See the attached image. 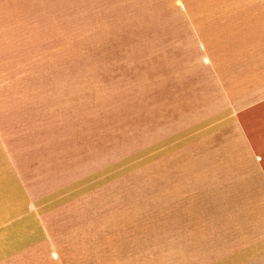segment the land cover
Returning <instances> with one entry per match:
<instances>
[{
    "label": "rangeland",
    "instance_id": "1",
    "mask_svg": "<svg viewBox=\"0 0 264 264\" xmlns=\"http://www.w3.org/2000/svg\"><path fill=\"white\" fill-rule=\"evenodd\" d=\"M5 11L0 246L13 264H264V0Z\"/></svg>",
    "mask_w": 264,
    "mask_h": 264
},
{
    "label": "crops",
    "instance_id": "2",
    "mask_svg": "<svg viewBox=\"0 0 264 264\" xmlns=\"http://www.w3.org/2000/svg\"><path fill=\"white\" fill-rule=\"evenodd\" d=\"M28 13H35L36 10L35 9H29L27 11ZM10 11H5L2 15L0 14V31L3 32L4 34H1V37L3 39H5L6 43H9V39H13L15 36H10V31H12L13 28H15L13 23H10ZM2 247V248H1ZM1 251H0V264H13L10 259H13V252H9L8 247L4 246V244L2 246H0ZM122 252H139V251H122ZM141 252V251H140ZM11 254V255H10ZM135 256H132V258ZM140 257V256H138ZM143 257V256H142ZM141 258V257H140ZM145 264L146 262H143L141 260L139 261H114V262H102V264ZM51 264H66V262H64L62 259L61 260H56V261H52L50 262ZM101 264V263H99Z\"/></svg>",
    "mask_w": 264,
    "mask_h": 264
}]
</instances>
